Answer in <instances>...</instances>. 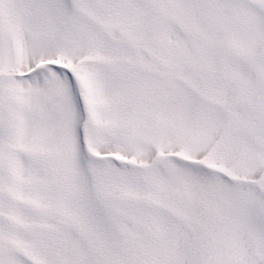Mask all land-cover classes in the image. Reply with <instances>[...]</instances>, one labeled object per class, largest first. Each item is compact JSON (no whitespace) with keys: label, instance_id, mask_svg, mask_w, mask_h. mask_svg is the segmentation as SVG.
<instances>
[{"label":"snow or ice","instance_id":"snow-or-ice-1","mask_svg":"<svg viewBox=\"0 0 264 264\" xmlns=\"http://www.w3.org/2000/svg\"><path fill=\"white\" fill-rule=\"evenodd\" d=\"M0 264H264V0H0Z\"/></svg>","mask_w":264,"mask_h":264}]
</instances>
